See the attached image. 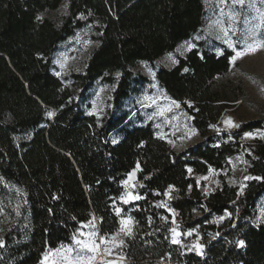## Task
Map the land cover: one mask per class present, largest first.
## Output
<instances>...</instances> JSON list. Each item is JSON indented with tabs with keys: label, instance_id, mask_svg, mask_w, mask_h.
I'll use <instances>...</instances> for the list:
<instances>
[{
	"label": "trees",
	"instance_id": "obj_1",
	"mask_svg": "<svg viewBox=\"0 0 264 264\" xmlns=\"http://www.w3.org/2000/svg\"><path fill=\"white\" fill-rule=\"evenodd\" d=\"M63 4L55 23L47 14ZM204 25L203 0H0V264H39L91 219L103 236L113 235L117 208L132 221L123 248L131 264H264V224L254 225L264 194V138L242 140L264 133V119L210 132L245 95L229 78L231 51L194 48L155 74L201 137L182 152L150 125L129 126L126 114L85 115L75 95L101 81L113 85L119 109L133 84L145 81L139 63H155ZM85 26L97 46L67 86L52 73L53 55ZM115 132L121 137L112 143ZM239 153L250 177L243 188L222 181L205 193L196 177L224 170ZM137 166L138 199L123 204L122 183ZM173 218L182 231L198 233L199 252L171 241Z\"/></svg>",
	"mask_w": 264,
	"mask_h": 264
},
{
	"label": "rangeland",
	"instance_id": "obj_2",
	"mask_svg": "<svg viewBox=\"0 0 264 264\" xmlns=\"http://www.w3.org/2000/svg\"><path fill=\"white\" fill-rule=\"evenodd\" d=\"M203 3L205 25L201 31L180 43L173 52L160 57L155 63H139L135 71L145 81L141 84H133L132 92L119 109H114L112 105L113 85L96 81L84 97H78L79 91L75 90L84 114L94 116L97 120H101L108 112H112L115 116L126 114L129 126L150 125L155 135L163 139L176 153L200 142L201 137L192 126L190 117L182 110L181 105L168 98L158 85L155 78L157 70L173 68L180 57L194 48H205L216 55L229 50L233 57L249 43H264V24L261 23V16L264 14L263 0H244L243 5L234 3L233 0H203ZM65 8L66 5L63 4L47 16L58 23L65 13ZM94 36V30L90 26H85L58 45L53 55L52 73L65 85L71 86L70 75L82 73L85 69L97 46ZM189 45L193 47L190 48ZM232 57L229 78L241 84L245 95L223 111L219 121L210 128L211 133L219 134L234 129L235 127H230L226 123L229 119L235 125L264 119V48L241 55L235 61ZM192 130H195L194 134ZM252 134V136L244 134L243 142L251 143L255 138H264V133ZM25 137L23 135L19 138ZM120 137L121 133L115 132L109 139L112 143H116ZM246 165L243 153H239L228 160L224 170L209 171L205 175H198L196 180L205 193L220 187L222 181L241 190L246 180ZM138 169L137 166L132 170L122 183L123 194L120 202L123 204L138 199L136 191ZM116 213L119 216V229L113 235L103 236L99 232L97 221L91 219L80 225L70 244L47 250L39 264H78V262L131 264L124 257L123 248L126 237L130 235L126 234V231L128 228L132 230V221L121 208H117ZM195 215L198 216L199 213L196 212ZM211 220L217 222L222 218L212 217ZM261 224H264V194L257 201L254 220V225ZM174 237L178 241L176 244L187 251L201 250V247L199 249L196 247L201 242L198 233L182 231L173 218L172 242ZM78 240L85 242L89 247L85 248L78 244ZM93 246L95 251L90 250Z\"/></svg>",
	"mask_w": 264,
	"mask_h": 264
},
{
	"label": "snow or ice",
	"instance_id": "obj_3",
	"mask_svg": "<svg viewBox=\"0 0 264 264\" xmlns=\"http://www.w3.org/2000/svg\"><path fill=\"white\" fill-rule=\"evenodd\" d=\"M233 2L234 3H237V4H240V5H243L244 4V0H233ZM38 19H39V17H38ZM261 23L264 24V14H262V16H261ZM189 47L191 48V47H193V45H189ZM261 48H264V43H258V42L257 43H249V44H247V46L242 51H238L236 53V56H233L232 57V60L235 61L241 55L248 54V53H251V52H255L257 50H260ZM184 71H188V69L186 68V69H184ZM177 107H178V105H177ZM48 115L51 116L52 113H49ZM226 123L230 127H239V125L233 124L230 119L228 121H226ZM192 131H193V134H194L195 130H192ZM252 135H253L252 133H246L245 134V136H252ZM189 171H191V170H189ZM245 179H250V177H246ZM256 179H260V177H256ZM125 202H127V201H125ZM122 223H126V222L125 221H122ZM174 231L175 230H173V232ZM130 233H131V228H128L127 231H126V234H130ZM189 234H191V233H189ZM173 242L174 243H178V241L175 239V237L173 238ZM77 243L83 245V247H85V248H88L89 247V245L86 244L83 241H79L78 240ZM122 243H123V241H121V244ZM238 245L240 247H243L244 246V241H239L238 242ZM0 247H3V241L2 240H0ZM196 247H197V249H199L202 246L197 245ZM90 250L95 251V246H93ZM78 264H80V262H78Z\"/></svg>",
	"mask_w": 264,
	"mask_h": 264
}]
</instances>
